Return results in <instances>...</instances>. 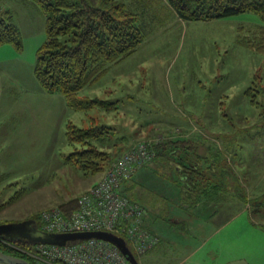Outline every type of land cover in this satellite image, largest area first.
<instances>
[{
	"label": "rangeland",
	"instance_id": "rangeland-1",
	"mask_svg": "<svg viewBox=\"0 0 264 264\" xmlns=\"http://www.w3.org/2000/svg\"><path fill=\"white\" fill-rule=\"evenodd\" d=\"M125 1L139 16L145 38L101 81L79 92L109 105L77 111L62 93L46 92L36 75L47 38L44 12L29 0H0L22 39L21 46L0 44V223L58 207L103 177L105 172L86 173L66 161L75 150L67 137L69 121L115 126L116 132L108 131L109 140L117 141L114 153L184 131L200 141L207 160L233 168L248 200L264 194V53L243 44H259L261 16L247 11L184 20L169 0ZM179 179L176 169L154 162L130 183L145 209L144 226L160 237L139 256L140 264H182L186 253L185 264H264V229L257 225L264 218L253 214L250 203L233 196L237 204L228 209L229 219L219 212L204 220L211 213L205 207L197 218V210L180 206Z\"/></svg>",
	"mask_w": 264,
	"mask_h": 264
},
{
	"label": "trees",
	"instance_id": "trees-1",
	"mask_svg": "<svg viewBox=\"0 0 264 264\" xmlns=\"http://www.w3.org/2000/svg\"><path fill=\"white\" fill-rule=\"evenodd\" d=\"M29 1L39 7L46 17L47 38L38 51L36 65V75L43 89L49 93H62L73 110L88 111L95 107H107V100L79 96V92L101 81L110 65L132 54L143 41L145 30L137 13L129 9L125 0ZM169 4L184 20H211L250 11L259 14L264 23V0H169ZM261 29L259 44L251 41L243 44L264 53V24ZM6 42L22 45L19 27L12 21L10 13L0 5V44ZM109 129L113 133L117 130L115 126L93 124L83 127L69 121L67 137L75 150L66 156V161L86 173L106 174L114 161L136 144L132 143L127 148L120 147L115 153L110 151L117 146V141L109 140ZM124 136L121 139L126 142L131 139L130 136ZM146 140L156 156L123 184V192L132 201L142 206L133 192L135 186L130 185L135 174L144 166L161 162L177 170L181 187L180 206L197 210V218L202 216L200 209L205 207L211 213L203 216L204 220H210L219 212L229 219L228 209L245 201L253 207V214L264 218V194L248 200V190L241 177L233 168L226 171L218 161L207 160L201 154L200 141L192 135L187 136L186 132L181 131L168 133L163 139L157 138V141ZM77 143L82 147L79 148ZM230 190L232 193H229ZM233 196L239 201L236 204ZM78 198L79 195L58 207L70 215L78 208ZM40 213L31 217L39 227ZM257 225L264 229V221ZM31 244L25 243L24 246L29 247ZM0 251L22 257L33 264H44L39 263L24 248L2 238Z\"/></svg>",
	"mask_w": 264,
	"mask_h": 264
},
{
	"label": "built area",
	"instance_id": "built-area-1",
	"mask_svg": "<svg viewBox=\"0 0 264 264\" xmlns=\"http://www.w3.org/2000/svg\"><path fill=\"white\" fill-rule=\"evenodd\" d=\"M155 157L149 141L142 140L122 154L104 177L78 198V208L66 215L60 207L41 211V229L47 232L111 231L123 236L133 252L144 255L159 236L144 226L145 209L124 192L123 184ZM24 248L44 264H131L114 244L102 239L70 241L65 245L33 243Z\"/></svg>",
	"mask_w": 264,
	"mask_h": 264
},
{
	"label": "water",
	"instance_id": "water-1",
	"mask_svg": "<svg viewBox=\"0 0 264 264\" xmlns=\"http://www.w3.org/2000/svg\"><path fill=\"white\" fill-rule=\"evenodd\" d=\"M0 238L19 243L65 245L70 241L102 239L116 245L131 264H140L127 240L111 231L47 232L38 228L35 219L0 223ZM0 264H33L28 260L0 251Z\"/></svg>",
	"mask_w": 264,
	"mask_h": 264
},
{
	"label": "crops",
	"instance_id": "crops-1",
	"mask_svg": "<svg viewBox=\"0 0 264 264\" xmlns=\"http://www.w3.org/2000/svg\"><path fill=\"white\" fill-rule=\"evenodd\" d=\"M95 183H96V182H95ZM87 189H88V188H87ZM87 189H86V190H87ZM205 224H206V223H205ZM205 226H206V225H205ZM220 227L222 228L223 226H220ZM204 232H206V231H204ZM204 232L202 233L203 236H202V237H198V238H201V239L204 238V237H205ZM159 242H160V241H159ZM193 243H194V242L192 241V245H194ZM158 244H159V243H158ZM192 245H191V248H192ZM191 248H190V250H191ZM190 250H189V251H190ZM189 251H188V252H189ZM186 256H187V253H186V255H185V259H184V261L182 262V264H185Z\"/></svg>",
	"mask_w": 264,
	"mask_h": 264
},
{
	"label": "flooded vegetation",
	"instance_id": "flooded-vegetation-1",
	"mask_svg": "<svg viewBox=\"0 0 264 264\" xmlns=\"http://www.w3.org/2000/svg\"><path fill=\"white\" fill-rule=\"evenodd\" d=\"M38 226V225H37ZM38 228H39V226H38ZM40 229V228H39Z\"/></svg>",
	"mask_w": 264,
	"mask_h": 264
}]
</instances>
